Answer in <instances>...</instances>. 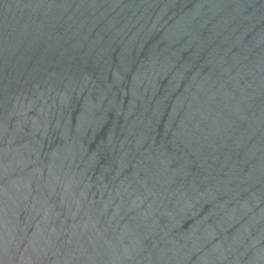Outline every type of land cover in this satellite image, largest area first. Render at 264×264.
Segmentation results:
<instances>
[{"label":"water","instance_id":"95a60500","mask_svg":"<svg viewBox=\"0 0 264 264\" xmlns=\"http://www.w3.org/2000/svg\"><path fill=\"white\" fill-rule=\"evenodd\" d=\"M0 264H264L237 0H0Z\"/></svg>","mask_w":264,"mask_h":264}]
</instances>
